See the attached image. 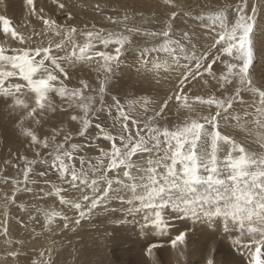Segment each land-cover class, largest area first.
Masks as SVG:
<instances>
[{"label": "rangeland", "instance_id": "374dc122", "mask_svg": "<svg viewBox=\"0 0 264 264\" xmlns=\"http://www.w3.org/2000/svg\"><path fill=\"white\" fill-rule=\"evenodd\" d=\"M15 1L22 4L19 11ZM30 9L36 11L30 23L19 22ZM4 44L10 47L1 49L9 51L3 56H20L17 63L44 74L35 82L40 103L51 110L38 114L40 134L25 135L22 149L0 140V264H64L59 251L67 253L68 244L79 264H145L147 254L128 243L119 246V233L111 230L89 238L90 247H100L90 249L89 258L81 254L76 225L96 229L105 218L116 228H177L171 238L187 235L175 257L169 243L154 246L159 264H216L197 259L207 235L204 228L203 234L186 228L182 218L196 214L189 220L212 230L216 219L235 221L231 204L200 202L197 192L187 200L172 195L159 181L164 178L154 181L147 170L128 176L123 155L143 154L151 166L168 158L198 168L214 151H264V0H0ZM18 78L29 74L18 70L8 79ZM12 86L2 88L9 92ZM103 169L111 203H102L108 193L92 189ZM140 175L155 187L143 181L137 186ZM86 195L98 196L97 204H111V210L89 213ZM172 210L179 218H167ZM240 223L260 229L248 216ZM260 242H251L247 264H264Z\"/></svg>", "mask_w": 264, "mask_h": 264}, {"label": "bare ground", "instance_id": "6f19581e", "mask_svg": "<svg viewBox=\"0 0 264 264\" xmlns=\"http://www.w3.org/2000/svg\"><path fill=\"white\" fill-rule=\"evenodd\" d=\"M16 3L18 4L19 2L17 1ZM21 5V3L16 5L17 8H15V11H19ZM35 12V10L30 9L29 16H19L17 19L22 23L29 22ZM16 13L19 14L20 12ZM33 20L35 21V19ZM4 45L0 46V68H2V70H0V84H3V86H0V140H7L10 143L9 147L22 149L21 147H24L23 143L27 142V138H23L25 135H34V132L37 135L40 134L38 128L42 125V122L39 120L38 114H47V112H49L51 108L45 106L44 104H41L39 100L41 97L42 89L39 83L35 82L37 81L35 80V77L40 73V71L39 73L37 72L34 74L32 73V71L36 68L34 67V65L29 66V64L27 63L29 66L28 67L24 62L17 63L16 61L19 62L23 59L20 56H17L15 58L12 56H3L2 53L9 52L6 51L9 45ZM2 48L6 49L1 50ZM26 59L27 58H25V60ZM7 63H9V65H7ZM22 64L24 65L22 66ZM18 70L22 71L23 73L29 74V78H18L11 80L8 79L11 72H17ZM160 77L164 78L163 73ZM9 84H12L13 86L9 88V92H4V89L2 87H5L6 89V86H8ZM123 158H125L129 163L128 176H131L134 171H137L140 174L141 172H144V170L149 171L151 175L154 173V181L159 180V177L164 178L159 181L161 183L167 182L166 186L169 185L168 188L170 190V194L172 195H178L181 193L183 194V199L187 200L190 196H192L191 192H197L196 195L198 196L200 202H202L203 200H209V198H211V203H216V206L220 205L222 208H226L231 204L230 209L234 211L232 216L236 218H233L235 221L233 222L232 219L224 220V218L216 219V226L212 230H208L201 225L194 224L191 220H189L190 216H196V214L190 215L188 217H185V215H183L184 218H182V221L184 222V226H187L186 228H194L197 233H205L207 235L205 238L207 239L208 243L203 247L205 252H203V254L197 259L203 260L205 262H212L214 261L213 259H215L216 264H235V262L237 263V261L240 262V264H247L249 263L248 261L252 256L251 242L261 240L264 247V151H257L253 147L249 149L244 146L232 147L231 150H228L227 153H223L222 155H219L216 151H214L212 152L210 158H205L207 160L209 159V162L207 164L200 165L198 168H195L198 165V163L196 162H193V164H191V162H187L184 163V165H179L178 162L169 163L170 160L168 158H165L162 164L157 163L154 166H151V164L148 163L147 157L143 154L139 155L138 157L132 158H130V156L128 155H123ZM105 170L103 169V171ZM107 175L108 172L105 171L102 174V176L104 177L103 179L102 177H100L99 179L93 178V180L96 179V181L94 180L95 185L92 186V189H96L97 191H99L98 193H108V196L105 195V197L102 199V203L112 202L108 192L109 186L108 184H105L103 182L105 180V177L107 178ZM143 176L144 175H140L137 186L143 181L151 184L152 187H155V185L151 181L152 178H150L149 180V178L146 179ZM148 177H150V175ZM93 180H91L92 183ZM137 186L136 189H139ZM147 186L149 185H146L145 189H149ZM125 187L131 189L130 187ZM125 187L120 188V191L117 193V195H123L122 190H124ZM7 190L9 189L7 188ZM155 195L158 198L162 196L159 191L156 192ZM112 196L116 200L120 199L116 195ZM86 198L88 203L90 204L89 206H91L89 209H87L89 213L94 211L96 214H98L99 210H101V212H108L111 210V204H108L104 208L103 206H99L96 202L98 199V196L96 197V195H86ZM248 202H252V204L248 205ZM115 206L123 209V204L121 203ZM167 214L168 219H171L173 217L179 218V213L175 214L173 210L172 212L167 211ZM254 214L256 217L254 216ZM245 216H248V218L251 219L254 228H260L261 230L255 229L254 231H249L247 230L248 228H246L244 225L242 227L240 221H243ZM97 218L100 219V217L98 216ZM192 219H195V217H193ZM105 220L106 222L100 223V225L96 229L81 228V225L79 223L76 225V227L78 228L76 230L78 231V236L80 238L77 241V244L79 245V247H81V252H85V255L83 253L81 254L83 256H86V258L87 256L88 258L90 256V249L95 251L100 248L90 247L89 238L96 237L98 236L96 234L108 230L119 233L115 238L116 243L119 246H122L124 244L127 245L128 243L130 244L129 247L134 251L137 250L136 252H138L142 250L144 254H147L148 257L146 256L147 260L145 264H159L160 259L159 255L157 254L159 249H156L154 247L158 243H160L159 241L169 243V247H171L170 257H175V255L177 256L178 254H180L179 250L183 251V249L180 248V242H186L185 238L187 237V235H180L182 236V239L180 237V240L178 237L173 236L171 238V236L169 235H175L176 233H179L180 231H177V228L170 229L168 232L164 230L136 231L138 228H130L129 226H127L128 224L126 226L122 225L121 227L116 228L110 224V220L106 218ZM258 221H260L261 223L259 224ZM177 222H180V220ZM94 223L95 222L90 221V225ZM174 223L175 222L171 221V223L168 224L174 227L176 226L173 225ZM101 225H104L105 228L101 229ZM201 228H204L203 233L200 231ZM151 231L155 232V234H151L150 236L147 232ZM141 232L142 235H140ZM63 235L67 238L68 231H66V233ZM69 235L70 238H72V232ZM200 238L202 237L200 236ZM111 239L112 238H109V240ZM187 242L189 243V240H187ZM212 242H215V244L212 245ZM69 246L70 244H68L66 250H68L69 253H72ZM133 246H138L141 250L136 249ZM115 247H117V245H115ZM219 249L222 250V253H220ZM63 252L64 251H59V253H61L66 258L64 264H79L78 262H72V254ZM190 254L193 255L192 250ZM179 257L182 258L181 255ZM82 263L88 264V262L80 261V264ZM182 263L183 262L181 260L180 264Z\"/></svg>", "mask_w": 264, "mask_h": 264}]
</instances>
